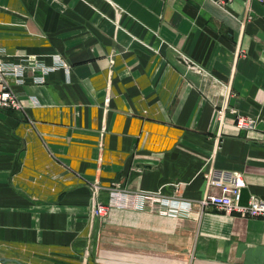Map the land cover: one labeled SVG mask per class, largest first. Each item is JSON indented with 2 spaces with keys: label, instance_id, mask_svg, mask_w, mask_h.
<instances>
[{
  "label": "crops",
  "instance_id": "1",
  "mask_svg": "<svg viewBox=\"0 0 264 264\" xmlns=\"http://www.w3.org/2000/svg\"><path fill=\"white\" fill-rule=\"evenodd\" d=\"M0 62V264H264L263 219L199 204L221 171L264 199V0H0Z\"/></svg>",
  "mask_w": 264,
  "mask_h": 264
},
{
  "label": "built area",
  "instance_id": "2",
  "mask_svg": "<svg viewBox=\"0 0 264 264\" xmlns=\"http://www.w3.org/2000/svg\"><path fill=\"white\" fill-rule=\"evenodd\" d=\"M214 3L222 4L224 0H211ZM261 1V0H260ZM60 64L67 65L65 61L59 59ZM26 61L14 63L7 68L18 79H22L23 69L26 67ZM6 67L0 62V109L11 108L21 109L23 106L18 95L10 88L9 84L4 80ZM20 79V80H21ZM34 81L43 82L42 77H37ZM222 111H220L221 113ZM235 124L239 128L252 130L256 125V118L248 115H235ZM206 173L208 185L215 187L217 190L206 191L205 195L199 199L201 209L206 207H214L224 213L237 212L244 216H256L264 220V199L253 195L250 197L246 205L239 203L241 189L245 182L242 173L234 171L231 173H218L214 176ZM99 186L93 184V192L91 198V213L94 216L104 217L112 208H131L135 210H143L146 208L154 209L155 203L160 204L162 208H157L162 214H178L182 210L191 211L192 204L188 199H169L161 195H154L143 191H130L122 187L115 186L110 189L109 200L106 204L96 201Z\"/></svg>",
  "mask_w": 264,
  "mask_h": 264
},
{
  "label": "rangeland",
  "instance_id": "3",
  "mask_svg": "<svg viewBox=\"0 0 264 264\" xmlns=\"http://www.w3.org/2000/svg\"><path fill=\"white\" fill-rule=\"evenodd\" d=\"M95 258H96V253L93 252V253H91L90 256H89V261H94Z\"/></svg>",
  "mask_w": 264,
  "mask_h": 264
}]
</instances>
